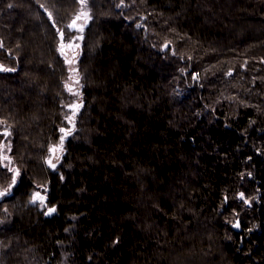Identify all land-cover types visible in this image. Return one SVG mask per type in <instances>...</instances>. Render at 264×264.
<instances>
[{
  "label": "trees",
  "instance_id": "16d2710c",
  "mask_svg": "<svg viewBox=\"0 0 264 264\" xmlns=\"http://www.w3.org/2000/svg\"><path fill=\"white\" fill-rule=\"evenodd\" d=\"M117 5L89 0L70 124L81 5L0 0V264H264V0Z\"/></svg>",
  "mask_w": 264,
  "mask_h": 264
},
{
  "label": "snow or ice",
  "instance_id": "6c2138e0",
  "mask_svg": "<svg viewBox=\"0 0 264 264\" xmlns=\"http://www.w3.org/2000/svg\"><path fill=\"white\" fill-rule=\"evenodd\" d=\"M78 3L81 5V10L79 11V13L75 16V18L72 20V22L67 26L69 29H72V28H75L77 26V21L83 19L84 21V24L80 25L79 27V31H83V27L84 25L87 24V21L89 19H91V15H90V12L89 10H87L88 8V3H89V0H78ZM123 4V0H121V5H117L118 7L119 6H122ZM8 7L11 8L13 7L12 4H8ZM49 17L51 18V13H49ZM141 25H137V27H140ZM59 31V35H60V38H61V42H60V47H59V50L61 52V54L63 55L64 52H63V49H64V32L63 30H58ZM83 37H78L77 39H82ZM69 47L72 46V42L69 41V44H68ZM0 47H2V43H0ZM76 47H79V45L77 44ZM165 47H167V45H165ZM65 59L67 60V57H65ZM69 63H71V61H68ZM0 71L2 72H14L16 71L15 68H9V67H6L2 64H0ZM228 75H231V72L228 73ZM198 76V74L194 75L193 76V79H196ZM76 83H79V81L77 80ZM67 87V85H66ZM71 90V89H69ZM69 107H73V108H76L78 106L76 105H70ZM75 116V112L72 113V116L70 117H66V119L69 120V122L71 123L73 118ZM60 132L61 133H64V135H62L60 137V143L59 145H56V146H52L50 149H49V152L51 154H55L58 150L59 151H62V146H63V142H64V139L66 136L68 135H71V132H72V129H69V130H65V128H61L60 129ZM2 135L4 137H7V136H10L11 135V132L8 131L7 129H5V131L2 133ZM2 146L3 148H5L7 151H11V145H10V142L7 143V144H4V145H0ZM3 159L5 161H8V164H5L4 167L7 168V171L12 173L11 177H10V183H7V185L5 187H3L2 190H0V199L6 197V196H9L11 195V192H12V189L13 187L16 185L17 183V177L20 175V172L18 169L16 168H12L10 166L11 164V161H10V158L7 156V155H4L3 156ZM59 159L60 157L57 155L55 156V163L53 162V158L52 156H49V158L46 159V163L49 165V167L55 169L56 168V163L59 162ZM248 175H251V173H248ZM239 197L241 200L244 201L245 204H250V200L248 198L245 197V194L243 192H241L239 194ZM37 202H39L40 206L41 207H46V204H45V196H41L39 192H35L33 193L29 203H32V204H36ZM55 211V208H47V211L44 213L45 215H50L51 213H53ZM234 227H239V222L237 221L234 225Z\"/></svg>",
  "mask_w": 264,
  "mask_h": 264
},
{
  "label": "rangeland",
  "instance_id": "374dc122",
  "mask_svg": "<svg viewBox=\"0 0 264 264\" xmlns=\"http://www.w3.org/2000/svg\"><path fill=\"white\" fill-rule=\"evenodd\" d=\"M90 20L89 19L87 21V24L84 25L83 27V31H79V27L80 25L84 24V21L83 19L77 21V26L75 28H72L71 30L75 32V36L73 37L72 39V46L69 47L68 44L69 42L67 43V46H66V52L67 54H64L65 57H67V60L65 59L66 61V64L69 68V72H70V77H69V81H68V85L71 87V90H70V93L73 97V103L72 105H76L78 107L76 108H73V107H69V111L72 115L73 112H75V115L79 113L80 109H81V106H80V103L82 102V96H81V89H82V83H81V75H80V72H79V66H78V59L80 58L81 56V42H82V39H77L78 37H81L83 35V32L85 31V29L88 27L89 23H90ZM79 45V47H76V45ZM68 61H71V63H69ZM79 81V83H76V81ZM73 121V120H72ZM70 123V122H69ZM73 122H71L70 124H72ZM64 135V133L62 134ZM69 136V135H68ZM66 136L65 139H64V142L66 140V138L68 137ZM64 142H63V146H62V151H57L55 154H50V156H52L53 158V162L55 163V156H59L60 159H59V162L63 156V153H64ZM59 145V144H58ZM58 163H56V168L58 166ZM55 168V169H56ZM53 169V168H52ZM40 195L41 196H45V204H46V207H41L43 209H45L47 211V203H46V195L44 194L43 191H39ZM36 204H39V202H37ZM40 205V204H39ZM53 213H51L50 215H53Z\"/></svg>",
  "mask_w": 264,
  "mask_h": 264
},
{
  "label": "water",
  "instance_id": "95a60500",
  "mask_svg": "<svg viewBox=\"0 0 264 264\" xmlns=\"http://www.w3.org/2000/svg\"><path fill=\"white\" fill-rule=\"evenodd\" d=\"M63 52H64V54H67V52H66V48L63 49Z\"/></svg>",
  "mask_w": 264,
  "mask_h": 264
}]
</instances>
